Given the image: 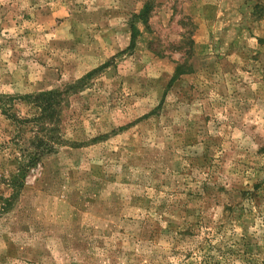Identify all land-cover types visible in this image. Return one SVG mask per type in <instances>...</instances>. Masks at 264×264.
Returning <instances> with one entry per match:
<instances>
[{
	"label": "rangeland",
	"instance_id": "obj_1",
	"mask_svg": "<svg viewBox=\"0 0 264 264\" xmlns=\"http://www.w3.org/2000/svg\"><path fill=\"white\" fill-rule=\"evenodd\" d=\"M98 67L8 210L33 131L0 112V264H264V0H0L17 114Z\"/></svg>",
	"mask_w": 264,
	"mask_h": 264
},
{
	"label": "trees",
	"instance_id": "obj_2",
	"mask_svg": "<svg viewBox=\"0 0 264 264\" xmlns=\"http://www.w3.org/2000/svg\"><path fill=\"white\" fill-rule=\"evenodd\" d=\"M146 10L147 8H143L136 17L146 20ZM130 28L131 35L128 47L134 45L135 34H137L135 26L131 25ZM182 66V64L176 65L173 77L184 72ZM98 69L99 67L88 72L73 84L65 85L61 89H52L21 96V100L28 102L35 109L31 116H21L17 114V112L13 110L14 97L0 95V112L16 126L18 136L21 137V132L19 130L23 128V126L29 125L32 127L31 130L33 131V135L27 139L29 144L20 151L18 161L19 174L15 175L9 182L11 193L7 198L3 199V210H8V208L11 207V201L21 189L22 176L24 173L31 166H34L43 155L55 152L57 146L63 142L60 135V128L57 126L59 123V113L66 103L68 95L71 92L81 89L83 87L81 83L84 79L90 77L93 72Z\"/></svg>",
	"mask_w": 264,
	"mask_h": 264
}]
</instances>
